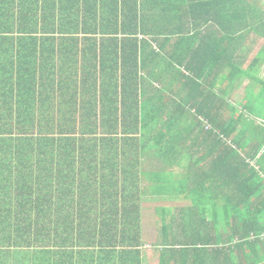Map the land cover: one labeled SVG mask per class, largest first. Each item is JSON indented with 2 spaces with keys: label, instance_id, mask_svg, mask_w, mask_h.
<instances>
[{
  "label": "trees",
  "instance_id": "trees-1",
  "mask_svg": "<svg viewBox=\"0 0 264 264\" xmlns=\"http://www.w3.org/2000/svg\"><path fill=\"white\" fill-rule=\"evenodd\" d=\"M255 35L250 0H0V264H264V126L216 87Z\"/></svg>",
  "mask_w": 264,
  "mask_h": 264
},
{
  "label": "crops",
  "instance_id": "crops-1",
  "mask_svg": "<svg viewBox=\"0 0 264 264\" xmlns=\"http://www.w3.org/2000/svg\"><path fill=\"white\" fill-rule=\"evenodd\" d=\"M252 3H254L256 6H260L264 9V2L262 3L261 0H250ZM249 36H252V33L249 34ZM256 38V44L255 47L250 51L249 57L252 58L254 56H259V45L264 42V36L255 35ZM249 38L246 39V41ZM255 70H243L246 73L240 74L239 78L236 79V81L230 85L228 80H222L219 79V82L216 83V87H222L226 89V92L224 94L226 107L230 108L228 111V114H230L233 109L239 108L238 102H246V105L254 106L255 108H259V119H257V122H259V125L264 126V70H261V68H264V63L261 65L259 69V63L256 65ZM234 73H236V70H234ZM251 74L253 76H251ZM255 77V79H254ZM256 80L257 82H251V79ZM209 82V84H211ZM255 83V84H254ZM252 91V95H248L247 98H244L248 91ZM197 118V116H196ZM204 119V118H202ZM205 121V120H203ZM229 141V140H228ZM259 159L262 161L261 166H259V173L260 177L264 179V144L259 149ZM248 160V158H247ZM250 164L255 166V161L250 160ZM262 169V170H261ZM264 193V192H263ZM178 200L177 202H179ZM264 234V233H262Z\"/></svg>",
  "mask_w": 264,
  "mask_h": 264
},
{
  "label": "rangeland",
  "instance_id": "rangeland-1",
  "mask_svg": "<svg viewBox=\"0 0 264 264\" xmlns=\"http://www.w3.org/2000/svg\"><path fill=\"white\" fill-rule=\"evenodd\" d=\"M261 1H262V3L264 2V0H261ZM261 70H264V68H261ZM149 207H151V206H150V205H147V204L144 205V208H145V209H147V208H149ZM149 242H150V241H149ZM147 243H148V242H147ZM145 247H147V249H146V250H147V253L150 255L151 251H150V249H149V247H148V244H146ZM154 264H155V263H154Z\"/></svg>",
  "mask_w": 264,
  "mask_h": 264
}]
</instances>
